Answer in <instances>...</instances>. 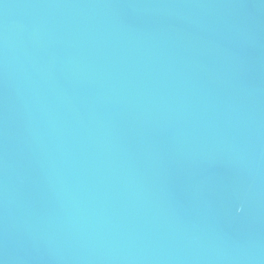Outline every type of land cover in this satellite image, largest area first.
<instances>
[{"label":"water","instance_id":"obj_1","mask_svg":"<svg viewBox=\"0 0 264 264\" xmlns=\"http://www.w3.org/2000/svg\"><path fill=\"white\" fill-rule=\"evenodd\" d=\"M0 264H264V0H0Z\"/></svg>","mask_w":264,"mask_h":264}]
</instances>
